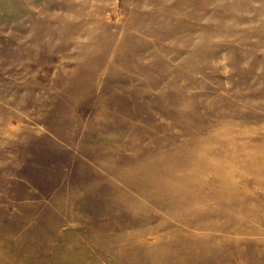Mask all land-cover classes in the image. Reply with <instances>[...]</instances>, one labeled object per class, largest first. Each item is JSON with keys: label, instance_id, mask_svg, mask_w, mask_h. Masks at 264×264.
I'll return each instance as SVG.
<instances>
[{"label": "rangeland", "instance_id": "1", "mask_svg": "<svg viewBox=\"0 0 264 264\" xmlns=\"http://www.w3.org/2000/svg\"><path fill=\"white\" fill-rule=\"evenodd\" d=\"M0 264H264V0H0Z\"/></svg>", "mask_w": 264, "mask_h": 264}, {"label": "bare ground", "instance_id": "2", "mask_svg": "<svg viewBox=\"0 0 264 264\" xmlns=\"http://www.w3.org/2000/svg\"><path fill=\"white\" fill-rule=\"evenodd\" d=\"M216 146V145H215ZM219 147V146H218ZM234 226V225H233ZM83 239V238H82ZM215 241V240H214ZM59 242V241H58ZM105 252V251H104Z\"/></svg>", "mask_w": 264, "mask_h": 264}]
</instances>
